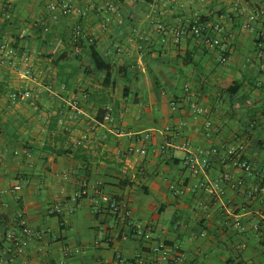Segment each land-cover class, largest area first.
Wrapping results in <instances>:
<instances>
[{
    "label": "crops",
    "instance_id": "0c3cea01",
    "mask_svg": "<svg viewBox=\"0 0 264 264\" xmlns=\"http://www.w3.org/2000/svg\"><path fill=\"white\" fill-rule=\"evenodd\" d=\"M61 1L0 0V44L29 54L26 64L0 54V264H148L158 243L182 264H264V0H110L109 13L102 0H71L84 16L51 12ZM195 19L222 25L221 49L189 34L173 42ZM236 149L250 173L222 166L220 153ZM191 154L208 161L197 174ZM96 191L128 218L90 201ZM21 211L35 235L17 256L8 236ZM136 224L150 244L130 236Z\"/></svg>",
    "mask_w": 264,
    "mask_h": 264
},
{
    "label": "built area",
    "instance_id": "2783aa9c",
    "mask_svg": "<svg viewBox=\"0 0 264 264\" xmlns=\"http://www.w3.org/2000/svg\"><path fill=\"white\" fill-rule=\"evenodd\" d=\"M102 4L103 5L101 7V11L103 13L114 12L116 9L115 5L110 0H102ZM49 9L51 10V12L58 10L59 15L61 16H67L69 14H75L77 16H84L86 14L85 9L74 8L71 5V0H62L60 3H51L49 5ZM260 15L262 16V18H264V11H262ZM156 27H157V30L163 35L162 42L163 43L166 42V37L168 36L169 33L161 24H157ZM222 31H223V28L219 22H210V21H202L200 19H195L193 22H191L187 26L180 25L170 32H171L172 40L174 43H177L183 35L189 34L190 36L201 40V42L209 48H220L221 49ZM81 34H82V29L80 25H75L74 28L72 29L71 40L74 43L76 51H78L79 49L77 43L80 39ZM259 46H261V43L259 44ZM0 54H4L6 56L10 55L14 59L19 60L23 64L28 63V60H29L28 53L26 54L23 53L21 54V56L17 57L15 55L14 50L9 48L5 44H0ZM219 62L221 64H226L227 62L225 53L223 51H221L220 53ZM12 66L14 67V69L18 68L16 66V63H13ZM18 72L23 76L28 75L27 68L25 69L18 68ZM30 97L31 95L29 92H23V93L13 92L10 95V99L12 101H16L19 99H29ZM190 108L194 115H199L202 113V110L197 108L194 104H191ZM105 120L109 122H112L113 120L110 109H108L105 114ZM210 126H211V123L209 120H207L205 123V127L207 129H210ZM115 134L119 135L121 134V132L119 130H115ZM161 148L163 149V147ZM129 151H132V149H130ZM212 153L218 154V151L213 150ZM22 154L25 157L29 156V152L27 150H23ZM220 159H221V164L223 167H227L228 165H234L238 167L239 169H241L243 172L250 173V165L241 159L240 149L228 150L227 152H222L220 153ZM185 165L193 174H197L200 169H204L208 166V161L199 155L191 154L186 157ZM223 180H225L230 186V188L232 189H235L242 184L241 180L239 179L235 180L228 176H224ZM213 188L217 196H221L223 194V190L220 187V182H216ZM13 189L15 191H18L21 189V186L19 184L15 185ZM96 193H97L96 195L98 196V198L95 200L93 197H90V201L94 203L96 202L98 204L103 203L105 204V209L108 212L112 214H119L121 212L123 213V216L125 219L128 218L129 214H128V211L126 210V205L124 204L123 201L111 199L104 193H101L100 191H96ZM85 195H87V189L85 185H82L81 189L77 193L74 194L73 199L75 200ZM60 211H61L60 205L54 204L48 210V213L50 215H53V214H59ZM16 225L20 229V234L17 236L16 233L10 232L8 239L12 244L15 255L21 256L24 253L25 249L27 248L31 238L35 234L27 226L25 214L22 211L18 215ZM234 225L237 227H240V222L236 220ZM130 236H134L140 239L145 246L151 243L150 234L145 232L142 225L140 224H136L132 226ZM126 238H127L126 235L122 236L123 240H125ZM149 248H150L151 253L155 256V258L152 261H150L148 264H182L184 260V256L182 254L170 252L169 249L163 244H160V243L151 244Z\"/></svg>",
    "mask_w": 264,
    "mask_h": 264
},
{
    "label": "trees",
    "instance_id": "16d2710c",
    "mask_svg": "<svg viewBox=\"0 0 264 264\" xmlns=\"http://www.w3.org/2000/svg\"><path fill=\"white\" fill-rule=\"evenodd\" d=\"M90 48H91V58L92 61L96 67V69L98 70H105L106 73H109L110 70V66L109 64H106L105 62L102 61V59L99 57V55L95 52L93 44H90ZM103 113V111H102Z\"/></svg>",
    "mask_w": 264,
    "mask_h": 264
}]
</instances>
